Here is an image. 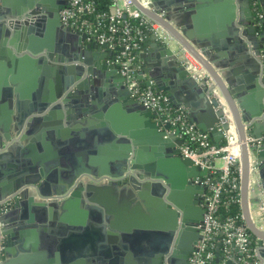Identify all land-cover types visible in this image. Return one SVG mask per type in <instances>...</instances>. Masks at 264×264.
Segmentation results:
<instances>
[{
	"label": "water",
	"instance_id": "95a60500",
	"mask_svg": "<svg viewBox=\"0 0 264 264\" xmlns=\"http://www.w3.org/2000/svg\"><path fill=\"white\" fill-rule=\"evenodd\" d=\"M55 1L0 0V21H5L15 14L16 17L23 15L39 17L42 15L44 16L42 20L45 21L49 29H57V41L65 42L62 55L59 54L58 49L52 47L50 38L35 40V42L38 40L41 43L46 42L45 53L38 49H32L30 44L14 46V55L28 51L31 56H34L33 58L29 57L30 55L27 53L21 56L17 55L19 59L16 66H9L8 74H6L7 77L8 75L11 76L12 84L4 87L3 92L8 100L6 102L8 106L11 105L13 98L15 99V123L18 130L22 127L27 114L21 110L20 104L22 103L19 100L24 91L21 82L27 70L28 64L26 62L31 64L46 62L45 64H47L48 61H51L55 64V76L53 78L55 90L45 95L42 101L38 100L37 103L32 104L31 112L40 114L41 111L49 107V114L56 117L58 122L65 120L71 123L76 118L85 120L88 116H100L101 111L98 108H102L103 111L107 106L119 101L128 103L131 109L136 111L135 122L133 121L130 126L125 128L119 123H111L110 128L105 126V131L107 134L106 142L117 150L115 159L125 173L126 182L124 185H128L136 192V196L133 192L129 193L131 194L129 196L133 201H137L136 206L140 207L142 203L147 212L152 213L145 220L147 226L152 221H156L160 225V229L156 230V245L154 244L155 236L149 237V232L145 233V237L148 236V239H145L148 246L140 251L141 255L146 256V261L151 264H189L188 258L196 250L198 241L202 239V220L205 207H201L200 216L192 212V208L189 206L190 202L194 206L197 205L195 199L194 202L191 200L195 189L186 179L197 175L199 168L190 159H181L179 153L176 154L178 152L176 147H179L182 141L176 139V134L170 132L171 127L168 122H164L165 117L145 107L138 99L131 96L126 78L119 73L117 64L113 62L115 52L112 50L105 51L107 49L106 43H99L91 37L88 39L85 32L64 26L60 21L59 10L66 6L69 0L60 1L57 7L54 6ZM133 2L144 15L162 27L170 37L168 41L159 39L164 44L163 47L167 51L166 55L170 56L171 59L165 58L163 60L158 56L146 57L145 59L144 55L141 54L143 63L140 67L139 79L149 77L147 86L152 84L158 91L166 93L170 100L178 104L177 106L189 109L190 117L193 118L200 130L208 132L210 136L214 137L216 145H220V140L224 137V132L228 131L230 122L234 124L239 146V193L242 218L248 230L258 239V245L261 246L260 255L264 257V231L258 229L248 210L250 156L255 157L257 163L261 164L258 169L264 191L262 170L264 165V130L261 133L255 131L258 124L255 120L244 125L245 122L250 121L249 116L241 113L244 103L241 94L244 88L240 82L234 83L229 77L223 78L214 67L221 54L225 53L233 42L238 41H243L241 43L243 49L244 45L247 48L252 47L254 57L249 60L254 67L259 66L257 57L264 48V36H261L254 26L250 1L242 0L243 16L240 18L236 19V17L226 15L224 26L227 36L223 41H219L214 36H193L190 29L186 28L184 24L177 28L168 18L160 16L163 9L169 11L171 5L180 3L179 0H150L148 7L141 6L136 0ZM156 7L162 11H157ZM195 7L199 6L190 3L184 5L183 11ZM8 24L12 26L13 22L10 20ZM15 26L23 25L16 20ZM242 26H246L245 29H241ZM258 37L260 38L258 39ZM205 42L206 44L203 45ZM170 43H176L177 47L174 51L170 48ZM184 52L188 53L200 65L203 73L189 69ZM239 60L245 62L247 58L240 57ZM233 83L235 86L232 87ZM181 93H184V98ZM198 108L203 110L204 119L201 118L200 122L194 118L192 113ZM44 118L50 119L49 116ZM40 120H42L40 117H34L32 124L38 123ZM136 121L141 125L140 133L133 128V124H137ZM249 127H251L250 131H246L245 129ZM56 128H54L55 132L57 131ZM49 131L50 139H52L53 135L50 129ZM247 135L252 139L261 138L260 144L248 140ZM15 136L20 142L24 141L25 135L20 134L19 131ZM5 138L9 142L11 135L5 133ZM65 141L62 145L64 148L59 153L60 156L46 155L34 150L32 142L26 147L23 145L20 147L17 144L19 149L17 158L14 163H11L7 176L0 180V201L4 196L24 187H31L38 194H41L44 188L59 184L61 187L60 194H62L65 190L72 189L77 182L78 187L74 190L80 191L82 184L78 180L84 172L88 173V171H83L82 167L78 166L80 164L74 165L72 163L74 158H72V153L67 147L69 144H66L67 141ZM147 145L151 146L152 151L165 152L167 156L174 157L179 162L176 179L173 183L162 172L158 176L151 175V180L145 183L137 181L131 174L140 150ZM10 150L11 148H8L6 152L9 153ZM5 155L7 157V154ZM66 161L68 166H65ZM203 171L207 172L205 169ZM156 178L163 180L164 185L160 181H156ZM112 184L114 185V183ZM25 190L27 189L20 191L19 199L13 197L15 208L19 206L27 194ZM176 190L180 191L176 192ZM58 204L60 203L48 204L49 220L36 217L35 221L39 224L46 222L52 224L53 221H56L55 209H57ZM37 206L42 205L40 203ZM8 208L10 207L7 204L0 206V243L4 237L3 244L7 253L10 252L11 245L21 239L23 235L22 230L13 231L17 222L12 218L13 212L7 211ZM43 210L45 211L44 208ZM19 222L24 221L20 219ZM152 234L155 233L152 231ZM126 248L131 247L122 246V249ZM120 253L124 254L123 252ZM220 259L221 256L217 247L214 261L218 263ZM16 261L18 259H6L4 254H0V264H15ZM142 261L146 263L145 259ZM227 264H232V261L227 260Z\"/></svg>",
	"mask_w": 264,
	"mask_h": 264
},
{
	"label": "crops",
	"instance_id": "0c3cea01",
	"mask_svg": "<svg viewBox=\"0 0 264 264\" xmlns=\"http://www.w3.org/2000/svg\"><path fill=\"white\" fill-rule=\"evenodd\" d=\"M179 1L180 3L171 5L169 11L163 9V12H161L162 9L159 7H156V9L161 12L160 16L168 18L177 28L184 24L186 28L190 29L193 36H214L219 41H223L227 36L224 26L226 15L236 17V19L243 16V10H241L242 0ZM259 2L264 7V2L261 0ZM190 3L199 7L183 11L184 5ZM250 8L252 12L251 5ZM43 17L42 15L39 17L25 15L16 17L15 14V16L9 17L5 21H0V180L7 176L11 163H14L17 158L19 153L17 144L20 147L22 145L26 147L30 142H32L34 150L46 155L60 156L59 153L64 148L62 145L66 140V144H69L67 147L72 153V158H74L72 163L74 165L80 164L78 166H81L83 171H88V173L84 172L80 176L78 182L82 184V189L78 192L74 190L78 187L77 182H75L72 189L65 190L62 194H60L61 187L58 184L57 186L44 188L41 194H38L31 187H24L4 196L1 200H8L7 206L10 208L7 211L11 210L13 212L12 218L17 222L13 227V231L22 230L23 235L21 239L11 245L8 253L5 251L6 248L3 244L5 238L2 237L0 254H4L6 259H18L15 264H151L146 261V256L141 255L140 251L148 246L145 240L148 239V236H155L154 244L156 245V230L160 229V225L156 221H152L148 226L146 225L145 220L152 213L147 212L142 203L140 207L136 206L137 201H133L129 196L131 195L129 193L132 192L136 196V192L128 185H124L126 182L125 173L115 159L117 150L106 142L105 126L107 125L110 128L111 123H119L124 128L128 127L133 121L135 122L136 111L131 109L128 103L119 101L107 106L103 111L102 108H98L101 111L100 116H88L85 120L76 118L71 123L65 120L58 122L56 117L49 114V107L41 111L40 114L31 112L32 104L37 103L38 100L42 101L45 95L55 90L53 79L55 64L51 61H48L47 64H45L46 62L42 64L26 62L28 66L21 82L24 91L19 100L22 103L20 104L21 110H24L27 114L19 130L15 123V99L13 98L10 106L6 104L8 100L4 96L3 88L12 84L11 76L8 75L7 77L6 75L9 66H16L18 56L25 53L30 55L28 51L14 55L15 45L30 44L32 49H38L45 53L46 42L41 43L40 40L35 42V40L50 38L52 47L58 49L59 54L62 55L65 42L57 41V29H49L45 21L42 20ZM253 19L254 16L252 21ZM10 20L13 22L12 26L8 24ZM16 20L20 21L23 26H15ZM245 27L242 26L241 29H245ZM156 36L151 31L144 33L134 67V77L145 86H147L146 84L150 79L149 77L139 79L140 67L143 63L140 55L143 54L145 59L146 57L154 58L155 56L163 60L165 58L171 59L170 56L166 55L167 51L163 47L164 44ZM261 36H264V34H261ZM87 38L89 39L88 35ZM86 42L88 41L86 40ZM241 43L243 41L233 42L227 51L221 54L214 67L223 78L227 79L229 77L234 83H241L244 88L241 94V97H243L241 98L242 102H244L241 113L250 117V121L245 122L244 125H248L255 120L258 123L255 131L261 133L264 130V66L260 58L257 57L259 66L254 67L249 60L254 57L252 47L247 48L244 45L243 49ZM169 45H171L170 48L173 51L177 47L176 43H170ZM109 50L107 47L105 51ZM183 54L191 65L189 69L196 70L197 73H203L200 65L188 53L184 52ZM29 57L33 58L34 56L30 55ZM240 57H245L247 60L242 62L239 60ZM234 83L231 85L232 87L235 86ZM149 87L160 92L152 84ZM181 96L184 98V93H181ZM171 103L175 109L183 110L188 121L199 129L196 122L190 117L189 109L180 108L173 100H171ZM192 113L199 122L203 118L202 109L198 108ZM46 116H49L50 119H45ZM34 117H40L42 120L32 124ZM227 118L229 119V116ZM136 123V125L133 124V128L140 133L141 125L137 121ZM54 128L57 129L56 132ZM230 128L231 133L237 139V131L232 122H230ZM49 129L53 135L52 139H50ZM250 129L251 127L245 130L250 131ZM18 131L20 134L25 135L23 142H20L18 137L15 136ZM170 132L172 133V131ZM5 133L11 135L9 142L6 141ZM43 133L46 134L43 135ZM206 133L208 134V132ZM225 134L224 132L220 144L225 140ZM209 137L212 143L216 144L214 137L210 135ZM176 139L181 140L177 135ZM9 145L10 147H8ZM8 148H11L9 153L6 152ZM178 153L179 151L176 154ZM5 154H7V157H5ZM178 155L181 159H184L180 154ZM137 159L135 168L131 170V174L134 175L137 181L141 183L148 182L151 180V175L158 176L160 172L172 183L176 179L179 162L174 157L167 156L165 152L157 150L154 152L151 146L147 145L140 150ZM220 162V160H217L216 164ZM65 166H68L67 161ZM249 166L248 210L258 229L264 231V191L258 169L261 164L257 163L255 157L250 156ZM203 170L199 168L197 175L186 179L195 189L191 200L194 202L195 199L197 205L194 206L190 202L189 206L197 216H200L201 207L204 208L208 191L205 183L208 171ZM262 170L264 174V165ZM156 181H160L164 185L163 180L156 178ZM23 189H27L25 190L27 194L21 200L19 206L15 208L13 197L19 199V193ZM179 191L176 190V192ZM40 203L42 206H37ZM49 203H60L55 209L56 221H53L52 224L49 222L37 223L35 221L36 217L49 220ZM20 219L24 222L20 223ZM152 231L155 234H152ZM146 232H149L147 237H145ZM214 239L213 264H227V260H231L232 264H239L240 254L237 247L232 245L229 252H225L221 235L218 234ZM256 242L255 249L258 264H264V257L260 255L261 246L258 245L257 238ZM123 245L131 248L122 249ZM217 247L221 256L218 263L214 261ZM142 259H145L146 263Z\"/></svg>",
	"mask_w": 264,
	"mask_h": 264
},
{
	"label": "built area",
	"instance_id": "2783aa9c",
	"mask_svg": "<svg viewBox=\"0 0 264 264\" xmlns=\"http://www.w3.org/2000/svg\"><path fill=\"white\" fill-rule=\"evenodd\" d=\"M136 1L143 7L150 5V0ZM112 4L111 14L97 13L92 17L93 0H69L59 12L60 21L64 26L87 33L89 38H94L99 43H106L108 49L115 52L113 62L117 64L119 73L126 78L131 96L145 107L164 116V122L170 124V131L182 141L178 147L179 154L190 159L195 166L208 171L205 181L208 191L204 204L202 239L198 241L196 250L189 257V264H211L214 255L206 251V248L210 243L215 247L214 238L218 234L221 235L225 252H229L232 245L237 247L240 254L239 264H258L256 249L249 246L250 238L245 226L236 223L231 217L221 219L217 214L224 187L231 184L233 189L239 190V185L230 181L231 167L235 163L239 164V146L235 135L231 133L230 128L225 132V144L212 143L206 132L200 131L188 121L183 110L173 107L168 95L143 85L134 77V67L144 36L143 29L154 32L162 41H168L170 37L162 27L144 15L134 5L133 0H112ZM256 16L259 20L263 19V14L259 12ZM130 20L138 21V25H133ZM117 47L120 49L117 50ZM259 58L264 66L263 51ZM187 63L189 64L188 61ZM190 66L189 64V68ZM247 139L257 144L261 141V138L252 139L249 136ZM190 142L195 143L197 147L191 148ZM217 160L221 162L216 164ZM7 203L8 200H1L0 206Z\"/></svg>",
	"mask_w": 264,
	"mask_h": 264
},
{
	"label": "trees",
	"instance_id": "16d2710c",
	"mask_svg": "<svg viewBox=\"0 0 264 264\" xmlns=\"http://www.w3.org/2000/svg\"><path fill=\"white\" fill-rule=\"evenodd\" d=\"M250 5L252 7V10L254 12V19L253 23L254 26H256L257 32L259 34H264V7L263 5L260 4L259 0H249ZM94 2V11L92 14L93 15L97 13H105V14H111L113 11V4L112 0H93ZM261 13L263 14V19L259 20L256 16V13ZM131 23L135 26L138 25V21L136 20H130ZM260 22V25L258 23ZM144 28V27H142ZM144 33L147 32V30L144 28L143 29ZM117 50L120 49V47L116 48ZM264 53V50H263ZM225 144V140L222 141L221 145ZM189 146L191 148H196V144L193 142L189 143ZM239 180H240V172H239V164L235 163L231 167V172H230V181L234 183L235 185H239ZM217 214L221 219L226 218V217H231L234 219V221L238 224H244L243 218H242V213H241V207H240V193L238 189H233L230 185H226L224 187V191L222 193L221 197V202L218 207V212ZM245 230L249 235L250 238V243L249 246L252 249L256 248L257 242H256V237L248 230V228L245 226ZM206 251H210L214 255L215 247L212 244H208ZM213 264V259L210 262Z\"/></svg>",
	"mask_w": 264,
	"mask_h": 264
},
{
	"label": "flooded vegetation",
	"instance_id": "af4514ba",
	"mask_svg": "<svg viewBox=\"0 0 264 264\" xmlns=\"http://www.w3.org/2000/svg\"><path fill=\"white\" fill-rule=\"evenodd\" d=\"M60 1H62V0H56V1L54 2V4H55L54 6H56V7L59 6V4H60L59 2H60ZM59 11H60V10H59ZM252 13H253V16H254V12H253V10H252Z\"/></svg>",
	"mask_w": 264,
	"mask_h": 264
}]
</instances>
